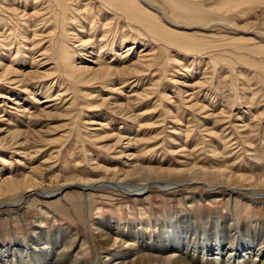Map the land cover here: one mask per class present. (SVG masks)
Listing matches in <instances>:
<instances>
[{"label":"rangeland","instance_id":"rangeland-1","mask_svg":"<svg viewBox=\"0 0 264 264\" xmlns=\"http://www.w3.org/2000/svg\"><path fill=\"white\" fill-rule=\"evenodd\" d=\"M126 2L131 9L110 0H0V74L8 68L13 73L6 77L23 78L22 83L0 79V139L5 138L0 167L11 168L13 176L43 168L44 187L54 189L64 179L91 177L97 162L122 167L127 158L119 150L128 140L117 141L120 131L132 138L133 151L142 153L145 163L185 159L184 150L172 149L181 137L210 165L217 160L211 142L222 145L215 134L221 132L233 170L264 171V0ZM140 10L154 17V26L142 23L146 15ZM77 28L92 36L91 44L76 41ZM162 28L169 30L167 36ZM81 49L86 55L75 58L79 71L59 66L63 51ZM98 57L113 66V83L106 85L104 75L94 78L86 70ZM134 62L141 63L138 72ZM12 130L23 133L14 138ZM201 184L165 192L152 186L142 196L74 188L49 200L32 196L18 208L4 204L0 244L24 240L39 218L43 229H66L70 238L84 239L90 263L103 264L106 250L92 226L104 219L161 220L170 214L201 223L216 216L264 219V199L230 198L223 189L224 196L205 201ZM9 200L10 195L0 197Z\"/></svg>","mask_w":264,"mask_h":264},{"label":"bare ground","instance_id":"bare-ground-1","mask_svg":"<svg viewBox=\"0 0 264 264\" xmlns=\"http://www.w3.org/2000/svg\"><path fill=\"white\" fill-rule=\"evenodd\" d=\"M110 1L120 3L122 9H131L127 5L126 0ZM35 13L38 14V11L36 10ZM138 13L146 15L142 22L144 25L154 26V17H147V13H144L142 10ZM46 19H44V23L48 24L47 21L49 19ZM81 22L79 25L82 27L84 24ZM44 23L43 25H45ZM170 23L174 24L173 22ZM30 27L31 25H29ZM76 31L78 32L75 33L76 41L80 42V44H91L92 36L81 34L85 31L84 28H77ZM161 32L164 33V36H167L166 34L169 33V30L162 28ZM23 37L27 36L23 35ZM39 42L37 41L35 45ZM143 43H145L144 40ZM84 51L85 49H81L78 52L75 50L74 54L71 53L72 55L68 50L63 51L61 56L62 62H58L59 66L79 71L80 67L77 66L75 58L84 59L86 55ZM96 60L92 62L95 65L86 66V70L92 71L91 75L96 76L94 78L104 75L102 79H104L106 85L113 83V66L104 63L99 57ZM140 64V62L133 63V72H138ZM8 70L7 68L5 69V73L0 74L1 80H8L9 83H22L23 78H20V75L6 77V73H13ZM131 103L132 101H129L130 105ZM203 108H205V105L202 106ZM198 109L201 110V108ZM223 111L225 112V110ZM215 119L217 121L219 118ZM209 124L211 125V123ZM208 128L214 129L212 126ZM176 130H179L182 134L181 127H178ZM22 133L23 131L21 130L16 132L12 130L9 134L15 138L21 136L20 134ZM188 133L190 132L188 131ZM215 134L223 144L221 143L222 145H220L217 141L211 142L213 143L211 151L217 160L212 161L210 165L201 163L198 156L193 154V150L195 149H191L192 152H190L188 147H186L185 141L183 140L182 142L181 137L179 142L177 141L178 143L175 144L177 146H173L172 149L175 153L184 150L183 156L185 159L175 163L168 161L169 163L165 164L160 161L152 164L144 162L142 153L139 154L137 150L133 151L134 147L131 145L132 138L124 136L120 131L117 134V141L121 143L124 138L128 140L124 147L119 150V153L124 154L127 158L122 167L107 166L97 162L94 165L95 170L91 174V177L64 179L54 189L44 187L43 168L32 167L30 173L24 172L13 176L10 174L11 168L7 172L6 168L0 167V197L6 195L12 197V200L0 202V208L4 204L13 208L24 206L32 196L49 200L57 197L65 190L74 188L81 191L110 190L125 192L130 196H142L150 192L149 190L152 186L157 187L160 192H165L195 183H202L201 185L205 188L204 195H201L205 201L224 196L223 189L228 191V195L226 196L230 198L237 196L241 198L242 196L247 201L264 199V171L246 173L233 170L232 159L227 156L228 139L221 132ZM3 139H0V142ZM118 142L115 143L119 144ZM25 143H28V139L21 142L22 145ZM100 171L101 173H99ZM136 176L140 177L141 181L138 180L140 182L135 183V181L129 180V178H136ZM171 176H176L178 179H168ZM245 193H249L251 196L249 198L245 197ZM40 211L44 215H47L46 209L40 207ZM168 217L165 216L161 220L142 219V217V220L138 219L135 221L104 219L102 224L96 225L93 223L92 228L94 227L98 230L101 247L106 250L103 264H264V219L261 217L241 222L234 217L223 219L216 216L213 221H205L204 223L199 222L196 217L190 215L180 216L170 214ZM38 219L37 226L35 225V228H33L34 231L28 234L24 240L14 238L10 242L0 244V264L90 263L86 254L89 251V246L84 239H80L77 235L70 238L71 235L66 233V229H43L41 227V219ZM62 246H64L63 249H61ZM82 248H85V252L84 250L83 252L80 250ZM78 254L83 257H78Z\"/></svg>","mask_w":264,"mask_h":264}]
</instances>
